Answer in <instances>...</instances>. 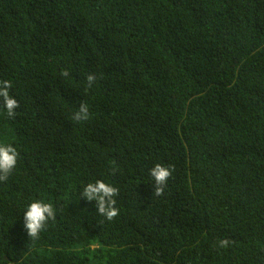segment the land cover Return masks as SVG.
Instances as JSON below:
<instances>
[{"label":"trees","instance_id":"16d2710c","mask_svg":"<svg viewBox=\"0 0 264 264\" xmlns=\"http://www.w3.org/2000/svg\"><path fill=\"white\" fill-rule=\"evenodd\" d=\"M0 80L20 104L0 105L11 264H264V0H0ZM157 163L175 169L160 197ZM99 179L112 221L80 198ZM35 200L56 209L38 240Z\"/></svg>","mask_w":264,"mask_h":264},{"label":"clouds","instance_id":"9594fccd","mask_svg":"<svg viewBox=\"0 0 264 264\" xmlns=\"http://www.w3.org/2000/svg\"><path fill=\"white\" fill-rule=\"evenodd\" d=\"M60 75L64 78L70 76L67 69H62ZM98 80L96 73H89L86 76V89H91ZM13 84L8 80H0V105L4 108L6 116L9 119H15L19 113L17 109L20 104L13 95H10V90ZM90 109L87 103L81 102L78 109L73 113L71 119L77 123L88 121L90 119ZM20 153L11 143L0 141V182H6L13 174L14 169L18 164ZM117 168L112 169V174L115 175ZM175 171L171 165L165 166L157 163L150 169L149 175L154 181V194L157 197L163 196L167 187L168 181L172 178ZM120 194V189L112 183H106L99 179L94 182H89L80 193L87 202H95L97 214L104 217L107 221L114 220L120 213L116 207L117 200ZM56 220V209L52 203H46L43 200H35L30 203L23 213V227L27 236L32 240H38L40 234L46 230L50 221ZM234 242L224 238L218 241L220 248H229ZM2 264H11L10 258L0 256Z\"/></svg>","mask_w":264,"mask_h":264}]
</instances>
